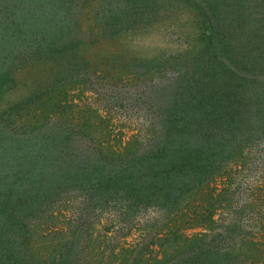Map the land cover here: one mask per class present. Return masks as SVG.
<instances>
[{
  "label": "trees",
  "instance_id": "trees-1",
  "mask_svg": "<svg viewBox=\"0 0 264 264\" xmlns=\"http://www.w3.org/2000/svg\"><path fill=\"white\" fill-rule=\"evenodd\" d=\"M79 1L0 0V264H85L91 226L129 237L143 223L154 233L134 264H264V0H178L201 50L135 76L132 91L106 76L97 84L103 72L72 57ZM69 82L140 114L146 141L105 154L90 127L79 138L74 126L40 124ZM242 172L258 177L256 200ZM63 208L64 238L34 254L38 225ZM193 225L207 228L191 235Z\"/></svg>",
  "mask_w": 264,
  "mask_h": 264
},
{
  "label": "rangeland",
  "instance_id": "rangeland-1",
  "mask_svg": "<svg viewBox=\"0 0 264 264\" xmlns=\"http://www.w3.org/2000/svg\"><path fill=\"white\" fill-rule=\"evenodd\" d=\"M150 1L81 0L77 5L79 7H73L70 18L74 26L71 31L75 33L71 35L67 45L75 47L72 57L76 61L83 59L89 63L92 70L103 72L99 76L100 79L95 76L97 84L106 76L113 84L111 87L119 88L125 83L126 90L132 91L135 86L130 83L136 81L135 76H150L151 72L161 69L163 63L169 61L171 56L191 57L201 50L200 31L195 28L197 19L194 12L188 10L187 5L178 0H157L159 4L152 10L149 9ZM125 4L126 7L123 6ZM139 8H142L139 17L143 19H134L132 11ZM120 10L125 11V15L119 14L113 18V13ZM114 82L118 84L114 85ZM95 88L99 89L101 86ZM50 101V111L52 108L53 113L46 120L43 117L40 121L36 118L40 124L74 126V133L79 138L82 136L80 128L90 127L93 130H90L93 138L102 145L105 154L126 155L136 149L138 143L147 139L149 129L143 127L147 124L143 117L122 109L121 103L106 97L104 92L99 95L88 91L87 87L80 83L69 82L66 86L58 87ZM39 113L45 112L40 110L36 113L37 116H40ZM32 115L33 113H28L24 120ZM17 124L25 123L18 121ZM240 178L249 179L251 184L250 191L244 196L249 200L252 196H248L253 193L250 201L256 200L258 177L249 178L247 173L242 172ZM256 209L251 214L254 219L258 216ZM69 218L68 209L63 208L38 225L33 239L31 238L34 254L47 257L52 253L57 242L55 240L64 238L67 232ZM142 220L147 219L142 217ZM201 226L193 225L188 233L195 235L207 228ZM149 229H152V232ZM89 231L88 248L83 254L85 264H134L131 260L132 254L139 250L140 245L148 246L147 242L154 233L153 228H145L144 223L129 237L118 229L107 233L105 224L91 226ZM256 241L264 242V234L256 235ZM156 253L148 256L154 259Z\"/></svg>",
  "mask_w": 264,
  "mask_h": 264
}]
</instances>
